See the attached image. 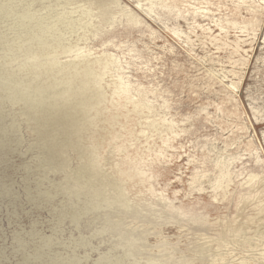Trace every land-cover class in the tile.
Wrapping results in <instances>:
<instances>
[{
    "label": "rangeland",
    "instance_id": "374dc122",
    "mask_svg": "<svg viewBox=\"0 0 264 264\" xmlns=\"http://www.w3.org/2000/svg\"><path fill=\"white\" fill-rule=\"evenodd\" d=\"M96 1L0 0V264H264V0Z\"/></svg>",
    "mask_w": 264,
    "mask_h": 264
},
{
    "label": "bare ground",
    "instance_id": "6f19581e",
    "mask_svg": "<svg viewBox=\"0 0 264 264\" xmlns=\"http://www.w3.org/2000/svg\"><path fill=\"white\" fill-rule=\"evenodd\" d=\"M96 5L99 7V8H104V6H105V2L104 1H102V0H97L96 2ZM29 5H26V7H28ZM30 7V6H29ZM40 7V6H39ZM46 8V7H45ZM44 8V9H45ZM39 9V8H38ZM50 9V8H49ZM47 10H48V8H47ZM49 11V10H48ZM50 12V11H49ZM24 13H26L27 14V16L28 17H32L33 15H31V14H29V13H27V12H24ZM51 13V12H50ZM34 18H35V16H33ZM59 19V18H58ZM63 19L64 18H62L61 20L63 21ZM38 20V19H37ZM40 20V19H39ZM53 20V19H52ZM51 20V21H52ZM47 21V20H46ZM57 21V20H56ZM58 21H60V20H58ZM64 21H66V20H64ZM45 23V22H44ZM44 23H42L41 21H39L38 22V25H37V28H38V30H40V29H42L43 28V26H45V28L47 29V30H51V29H53L54 30V28H55V24L53 25V23H46V24H44ZM56 23V22H55ZM58 23V22H57ZM60 23V22H59ZM65 23V22H64ZM67 24H68V22H66ZM67 24H66V26H67ZM70 24H72L71 22H70ZM59 25H62V23L61 24H58V26ZM65 25V24H64ZM61 27V26H60ZM68 27V26H67ZM59 28V27H58ZM65 28V27H64ZM64 28H62V29H64ZM72 28H73V26H72ZM71 28V26H70V29H72ZM56 29V28H55ZM59 31V30H58ZM44 32H45V34H47V31L46 30H44ZM61 42H60V40H58V39H56V40H47V41H44V42H42V45H41V48L40 49H42V50H44V54L45 55H50V54H52V53H54V51H57L58 49H60L61 48ZM64 49V48H63ZM62 50V49H61ZM60 51V50H59ZM55 54V53H54ZM50 60H51V58H49ZM96 61V60H95ZM98 61H99V59H98ZM104 62V61H103ZM81 63H83V62H80V63H78V64H81ZM93 64H97V65H101V63L100 62H95V63H93L92 62V65H90V64H88V63H85V64H83L82 66H80V67H75L76 66V64H74V65H66L68 68H72L76 73V75L78 74V72L80 73L79 75H81V79L84 81V79H88L89 78V76L91 77L92 76V74H94V71H92V70H90L92 67H93ZM105 64V63H104ZM105 67H107V66H105ZM67 69V68H66ZM66 69H65V71H66ZM102 69H104L105 70V68H104V66H102ZM102 69H101V71H102ZM75 74H73V75H75ZM72 75V76H73ZM95 75V74H94ZM75 77V76H74ZM103 79V78H102ZM89 80V79H88ZM86 81V80H85ZM94 81V80H93ZM85 83H87L88 84V82H85ZM71 84V83H70ZM74 84V83H73ZM82 84H83V82H82ZM84 86V85H83ZM86 86V85H85ZM85 86H84V88H85ZM86 91V90H85ZM70 96V95H69ZM85 98V97H84ZM95 99H97V98H95ZM100 100V99H99ZM97 102H94L90 107H92V108H90L91 109V111H92V109L94 110V107H98L99 106V101H98V99L96 100ZM101 101V100H100ZM96 107V108H97ZM76 110V109H75ZM89 110V109H88ZM90 111V112H91ZM96 111L97 110H95V113H96ZM69 114V113H68ZM96 116V115H95ZM55 118V117H54ZM76 119V118H75ZM85 120H88L87 118L85 119ZM53 121V120H52ZM73 121V120H72ZM49 122V121H48ZM51 122V121H50ZM87 122V121H86ZM60 123V122H59ZM69 125V124H68ZM83 125V124H82ZM82 125H81V128H82ZM89 125V123L87 124V126ZM65 128V127H64ZM84 128V127H83ZM51 130H53V129H51ZM77 129L75 128V131H76ZM78 131H79V129H78ZM82 133V132H81ZM74 135H75V132H74ZM90 135V134H89ZM74 137V136H73ZM99 138V137H98ZM87 139V138H86ZM85 139V140H86ZM84 140V141H85ZM101 140H103V139H101ZM79 142V146L78 147H81L80 145H81V143H80V141H78ZM78 144V143H77ZM82 145H84V143L82 144ZM77 147V148H78ZM86 148H87V144H86V146H85ZM90 147V146H89ZM88 147V148H89ZM67 148V147H66ZM69 148V147H68ZM85 148V149H86ZM84 149V150H85ZM91 149H93L92 147H91ZM79 150V149H78ZM82 149H80V151H81ZM96 150V149H95ZM95 150H93V151H95ZM67 151V150H66ZM88 150H86V152H87ZM84 152V151H83ZM85 152V153H86ZM82 153V152H81ZM83 154V153H82ZM90 154V153H89ZM92 155V154H91ZM90 158V157H89ZM90 160H91V158H90ZM94 169V168H93ZM92 173V172H91ZM91 190V189H90ZM89 191V190H88ZM93 192H96V191H93ZM89 193H92V190H91V192H89ZM93 194V193H92ZM99 194L100 193H98L97 195L99 196ZM90 195V194H89ZM94 195V194H93ZM101 195V194H100ZM91 196V195H90ZM107 196H108V194H107ZM92 198V197H91ZM103 199V198H102ZM85 206V205H84ZM111 229L112 230H116V228L115 227H111Z\"/></svg>",
    "mask_w": 264,
    "mask_h": 264
}]
</instances>
